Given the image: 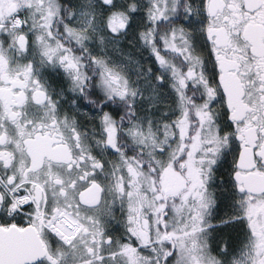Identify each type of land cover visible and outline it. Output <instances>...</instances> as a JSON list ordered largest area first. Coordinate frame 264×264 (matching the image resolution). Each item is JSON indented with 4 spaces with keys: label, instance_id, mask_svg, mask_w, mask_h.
<instances>
[{
    "label": "snow or ice",
    "instance_id": "snow-or-ice-1",
    "mask_svg": "<svg viewBox=\"0 0 264 264\" xmlns=\"http://www.w3.org/2000/svg\"><path fill=\"white\" fill-rule=\"evenodd\" d=\"M0 264H264V0H0Z\"/></svg>",
    "mask_w": 264,
    "mask_h": 264
}]
</instances>
